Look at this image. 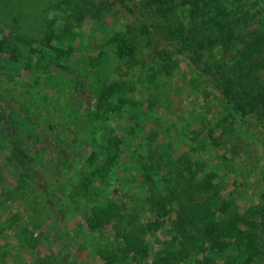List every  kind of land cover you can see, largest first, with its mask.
<instances>
[{
	"label": "rangeland",
	"instance_id": "1",
	"mask_svg": "<svg viewBox=\"0 0 264 264\" xmlns=\"http://www.w3.org/2000/svg\"><path fill=\"white\" fill-rule=\"evenodd\" d=\"M258 1L259 5L264 6V0ZM124 2L133 7L138 6L141 0ZM76 6L82 8V2L0 0V43L7 46L8 60H13L10 57L15 54L20 59L30 61L31 52L36 50L46 52L54 60L55 53L43 46V40L50 26L57 29L67 24L70 33L64 32L66 35L62 45L64 50L67 47H70V51L72 49L71 55L52 60L51 63L56 62L66 69L75 70L78 79L86 84H100V80H107L109 83H128L129 87L128 91L126 88L122 90L121 96H114L115 99L122 97L123 100L115 113L106 116L102 113L103 109H98L99 114L93 113V118L78 114V118L70 117L63 128L52 125L54 128L44 136L45 139L51 141V135L59 134L62 151L78 156L76 160H71L70 167L61 174L53 172V160L51 163L49 161L51 156H42V149L45 148L43 144L31 140L28 142V149L35 161L32 167L50 181L49 192L44 194L31 189L28 200L19 199L37 213L28 223L19 219L6 227L0 223L3 231L8 227L5 235H0V264H46V261L50 263L51 260L52 264L58 261L59 264H95L94 256L101 259L97 251L107 257L114 253L121 256L122 260L112 261L114 264H157V256L169 251L167 246L172 245L173 252L180 242L179 237L170 234L169 219L176 217V213L170 210L172 204L167 208L166 216L158 217V229L138 237L130 236L127 240L123 239L122 227L114 217L105 225H98L91 230L82 217V210L85 208L83 214L92 216L99 207L117 205L123 209L136 204L141 210L140 222L153 223L157 217L144 204V198L150 191L144 184L139 162L154 166L160 154L165 161L170 158L168 161L172 162L184 153L188 158L184 173L186 176L193 175L192 180L199 188L194 198L206 200L216 197L227 200L231 197L238 212L246 217L256 233L253 235L256 251L250 249L251 244L247 246L243 241L244 244L234 241L229 243L227 248L232 260L235 264H241L251 251L256 257L250 264H264V231L260 230L264 222V145L256 140L250 127L241 125L243 123L235 119L236 115L232 116V111L230 117L224 118L225 109L216 94L207 90L202 79L190 72L184 63L185 59L173 58L161 62L166 67L164 70L160 68L157 58L152 56V50L141 42L134 54L135 64L132 63L129 68L126 61L117 59L114 48L107 43L117 32H123V24L115 11H96L97 17L94 19L84 17L74 22L79 14ZM50 45L58 47L55 40ZM90 62L96 65L94 70H89ZM50 65L47 72L56 74L58 69ZM7 70L13 74L11 69ZM2 73L0 69V98L9 99L10 94L14 93L24 104H36L40 112L47 111L49 117L57 113L64 117V113L68 115L75 112L76 104H72L68 110L60 108L64 104L60 96L65 90L62 85L57 90L52 84L45 86L44 76L23 68L19 69L12 83L7 82ZM35 80L43 86L36 87L32 83ZM66 95L69 96L68 93ZM82 95L86 99L90 96V90H85ZM84 106L87 107V102ZM39 122L43 127L49 123L45 117H40ZM219 122L222 126L217 129ZM37 132L41 130L37 128ZM1 137L0 134V150L8 148ZM86 139L91 140L93 149L84 144ZM92 150L103 158H110L107 173L109 184L100 183L97 179L82 184L80 176L81 179L72 180L74 172L81 165L85 167L83 163ZM196 162L199 164L195 165ZM6 172L7 176L12 174L9 169ZM20 174L21 170L12 188L19 177L22 178ZM104 175V172L96 169L98 180H104ZM153 181L151 186L157 192L165 193L166 187L163 182L157 181V176H154ZM2 185V191L11 189L10 186ZM35 196L43 199L41 201L44 203L34 204ZM215 215L219 217L220 213ZM2 217L0 214V220ZM49 217L50 222L54 221L52 226L40 228L38 235L31 237L33 231ZM47 227L48 231L45 232ZM242 229L248 228L242 225ZM243 236L245 239L250 237ZM202 238L192 246L188 259L178 264H206V259L214 264L224 262L228 252L224 255L212 250L213 235ZM129 243H138L139 249L126 255L123 251L129 248Z\"/></svg>",
	"mask_w": 264,
	"mask_h": 264
},
{
	"label": "trees",
	"instance_id": "2",
	"mask_svg": "<svg viewBox=\"0 0 264 264\" xmlns=\"http://www.w3.org/2000/svg\"><path fill=\"white\" fill-rule=\"evenodd\" d=\"M80 1L82 8L76 6L79 14L76 15L78 19L74 22H79L84 17L94 19L97 17L96 11L97 13L115 11L117 18L123 24V32H117L107 43L114 48L117 59L126 61V65L131 68L135 64L134 54L141 42L152 50V56L157 58L160 68L164 70L166 67L161 62L171 61L173 58L185 59L184 63L190 72L202 79L207 90L216 94L225 109L224 118L230 117L232 111V116L236 115L235 119L243 123L241 125L250 127V130L255 133L256 140L264 145V6L259 5L258 0H141L138 6L133 7H129L124 0ZM50 27L43 40V46L55 53L54 60L42 50H31L30 61L22 57L20 59L15 54L10 57L13 60H8L7 46L0 43L2 76L7 82L12 83L15 80L13 78L18 76L19 69L32 70L44 76L45 86L52 84L56 90L60 85L65 88L60 94L61 99L64 100V104L60 105L61 109L67 108L68 110L72 104H76L77 107L74 113H70L71 115L64 113L62 117L57 113L49 117L47 111L40 112L36 104H24L14 93L10 94L9 99L0 98V121H3L0 125L1 139L10 149L11 158L21 169L22 177H19L14 188L0 193V207L5 202H14L22 198L28 200L31 189L42 191L44 194L49 192L48 182L50 181L44 177L42 172L32 167L35 161L28 149L30 140V142L43 144L45 148L42 149L44 153L42 156H51L49 161L51 163L53 160V165L51 163L53 172L61 174L70 167L71 160H76L78 156L62 151L59 134L51 135V141L45 139L44 136L53 130L52 125L63 128L70 117L78 118V114L81 117L88 115L93 118V113L99 114L98 109H103L102 113L106 116L108 113H115L120 109L123 100L122 97L115 99L114 96L118 94L121 96L120 93L125 88L129 90L128 83L120 81L109 83L107 80H100V84L97 82L92 85L86 84L78 79V72L75 70L66 69L56 62L51 63L52 60L71 55L72 49L70 51V47H67L64 50L62 45L64 35H66L64 32L70 33V26L66 24V27L62 25V28L57 29ZM54 40L58 47L50 45ZM48 65L58 69V72L48 73ZM94 66L96 67L93 62H90L89 70ZM7 69H11L13 74ZM152 70L154 71L155 68ZM32 83L36 87L43 86L38 80ZM85 90H90V96L86 99L82 95L85 94ZM85 102H87V107L84 106ZM40 117L47 118L49 123L46 127L40 125ZM221 126L222 123L219 122L216 128L220 129ZM37 128L41 132L38 133ZM84 144L93 149L90 139H86ZM163 158L162 154L157 156L154 166L139 162L141 174L145 179L144 184L150 191L144 198V204L150 209L151 214L157 217L153 223L140 222L141 210L136 207V204L129 208L123 207V209L118 208L117 205H107L106 208L99 207L92 216L83 214L85 208L82 210V217L88 228L94 230L98 225H105L114 217L122 227L123 239L127 240L130 236L138 237L158 229L160 227L158 217L166 216L167 208L172 204L170 210L176 213V217L169 219L170 234L179 237L180 242L173 252L172 245L167 246L169 251L157 256V264L185 262L192 246L199 240H203L202 236L206 238L209 235H213L211 241L213 251L223 254L228 252L227 255L224 254L225 260L222 264H235L227 248L232 241L234 243L243 241L247 246L251 244L253 247L250 245V249L256 251L253 236L256 233L246 217L238 212L234 202L231 201L232 198L227 200L216 197L206 200L195 199L194 195L199 188L192 180L193 175L186 176L184 173V165L188 160L185 153L172 162L168 161L170 158L167 161ZM109 159L107 156L103 158L101 154L92 150L83 163L85 167L81 165L74 172L72 180L81 177L82 184L90 183L92 179L109 184L107 176ZM198 164V162L195 163V165ZM96 169L105 173L104 180H98ZM1 172L0 168V185L4 184ZM160 174L164 176L160 177ZM154 176H157V181L163 182L166 187L165 193L157 192L151 186L150 183H154ZM41 200L35 196L34 204L44 203ZM28 209L30 218L37 214L29 206ZM217 212L220 213L219 217H215ZM15 219L17 218L13 220ZM242 225H246L248 229L243 230ZM260 230L264 231V222L261 223ZM2 231L0 225V233ZM243 235H250V237L245 239ZM128 245L129 248L123 251L126 255L137 252L139 249L138 243ZM120 251L121 249L118 250ZM248 253L247 257L242 259L241 264H250L256 257V254L253 255L251 251ZM96 254L105 264H114L113 260H122V257L115 253L111 257H107L101 251H97ZM206 260V264H214L209 259ZM52 263V260L50 263L46 261V264Z\"/></svg>",
	"mask_w": 264,
	"mask_h": 264
},
{
	"label": "crops",
	"instance_id": "3",
	"mask_svg": "<svg viewBox=\"0 0 264 264\" xmlns=\"http://www.w3.org/2000/svg\"><path fill=\"white\" fill-rule=\"evenodd\" d=\"M9 152H10L9 148H6V147L1 148V150H0V168L2 171L1 172V178L4 181V184L6 186H10L9 188H12L11 186H12V184H14V182H16V178L19 175L21 169L19 168L18 164L15 161H13L12 158L9 156ZM7 169L12 171V174L9 176H7V172H6ZM0 191L2 192V189H0ZM17 203L19 206H17ZM0 214L4 216V218L2 217L0 220V223L4 227H6L7 225L10 226L11 224L13 225L15 222L13 220L14 218H17L21 221H26L27 223L31 219L27 204L25 202L22 204V201L19 199L15 200L14 202L3 203L1 208H0ZM77 215L81 216L79 214H77ZM50 218L51 217H49L41 225V227L39 226V228L36 231H33V233L31 234V237H35V235H38L37 232H39L40 228L44 229V226H49V225L52 226L54 221L50 222ZM48 228L49 227H47L46 230H44V231L47 232ZM10 229H13V228L10 227ZM32 229L34 230V228H32ZM6 231H8V227H7V229L5 228L4 231H2L0 233V235H5ZM93 258H94L93 261L95 264H104L103 261L99 257L94 256ZM59 263H60V261L56 262V264H59ZM62 264H64V263H62Z\"/></svg>",
	"mask_w": 264,
	"mask_h": 264
}]
</instances>
